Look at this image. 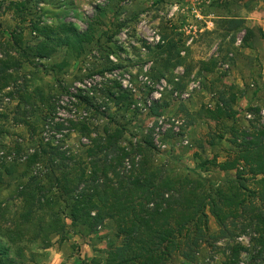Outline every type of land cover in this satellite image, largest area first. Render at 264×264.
Listing matches in <instances>:
<instances>
[{
	"label": "rangeland",
	"instance_id": "374dc122",
	"mask_svg": "<svg viewBox=\"0 0 264 264\" xmlns=\"http://www.w3.org/2000/svg\"><path fill=\"white\" fill-rule=\"evenodd\" d=\"M259 10L264 20V0H0V44L8 45L0 49V59L8 51L23 63L11 70L16 85L12 80L0 90V110L7 116L0 118L5 131L0 154L10 153L6 161L12 160L13 144L21 139L37 146L44 128V137H55L54 146L76 155L118 127L119 145L132 150L136 163L145 160L167 175L199 178L209 191L239 175L254 189L243 162L226 170L210 162L235 159L232 129L240 134L264 126V27L247 25L244 18L246 11L258 15ZM228 20L243 24L229 30ZM61 23L79 32L93 25L94 42L80 58L58 47L49 59L31 57L28 64L7 41L14 34L27 49L38 42L36 27ZM65 60L68 65L61 67ZM124 80L131 89L123 88ZM16 89L33 96L32 109L24 111L30 104H23L16 112L17 101L7 95ZM218 109L223 111L216 116ZM44 122L53 132L45 131ZM130 158L123 165L126 172ZM16 184L10 177L0 183L1 243L21 207ZM253 204L259 210L247 209L229 237H218L220 229L206 210L210 237L201 244L202 253L194 261L176 253L168 264H228L236 245L243 250L235 264H264L258 243L263 224L256 217L264 219V200ZM116 233L115 221L108 219L84 236L69 230L63 239L53 237L47 249L19 242L11 246L9 259L11 264H107L108 252L121 243ZM72 236L83 239L88 251L71 245ZM54 249L64 251L59 263L51 261Z\"/></svg>",
	"mask_w": 264,
	"mask_h": 264
},
{
	"label": "trees",
	"instance_id": "16d2710c",
	"mask_svg": "<svg viewBox=\"0 0 264 264\" xmlns=\"http://www.w3.org/2000/svg\"><path fill=\"white\" fill-rule=\"evenodd\" d=\"M225 24L233 30L243 22L228 20ZM34 30L38 42L27 49L17 44L14 34L7 35L10 46H14L23 62L28 64H32L31 57L49 59L58 47L63 48L68 57L80 58L95 39L91 24L83 32L66 23L56 28L40 26ZM5 46L8 45L0 44V49L4 50ZM22 64L8 51L3 52L0 90L8 88V82L12 80L16 85L18 80L11 72L21 69ZM67 65L65 60L61 67ZM7 95L17 101L15 109L18 113L23 104H30L33 99L27 91L19 89ZM32 106L33 103L24 111ZM222 111L218 109L215 115ZM1 112L0 118L6 119ZM44 124L45 131L53 132L52 125ZM24 126L29 124L24 122ZM82 127V131L86 130L84 125ZM42 129L37 146L29 139H21L13 144L12 160L6 161L10 153L5 155L2 151L0 154V160H3L0 161V183L4 177L14 179L16 197L21 201L15 222L3 231L1 238L5 242H0V264H11V246L19 242L39 244L42 249H47L52 246L53 237L63 239L69 230L84 236L108 219L115 221L116 237L121 238V243L108 252L107 264H168L176 253L194 261L196 254L202 253L201 244L210 237L206 210L220 229L218 237H229L239 229L237 224L246 216L247 209L253 213L259 210L253 200H264V126L240 134L232 129V142L237 148L235 159L219 165L215 160L210 162L221 170L243 162L256 187L246 188L239 175L224 188L211 191L204 189L199 178L167 175L145 160L134 162L130 158L132 150L119 145L121 128L114 127L105 137L92 139V145L76 155L54 146L55 137H44ZM4 133L0 127V136ZM129 158L132 168L126 172L123 165ZM256 217L263 224L259 227L258 243L264 248V219ZM241 250L240 245L230 249L228 264H235Z\"/></svg>",
	"mask_w": 264,
	"mask_h": 264
},
{
	"label": "crops",
	"instance_id": "0c3cea01",
	"mask_svg": "<svg viewBox=\"0 0 264 264\" xmlns=\"http://www.w3.org/2000/svg\"><path fill=\"white\" fill-rule=\"evenodd\" d=\"M247 13V16H244V18L246 19L247 21V25H253V26H263L264 27V20L261 19L259 17V15H261L262 13L260 12V10L258 11V15H254L252 14V12L250 11H246ZM88 241V240H87ZM70 242L72 243L71 245H76V248L78 246H80L82 248V250L84 249L85 252L88 251V245L83 242V239H79L78 237H75V236H72V238L70 239ZM51 249V248H50ZM49 249V251H50ZM69 254H71L72 252V247L70 246L69 248ZM63 254H64V251H62L61 249L58 250V249H54V251L52 252V255H54V257L52 258L51 261L55 260L54 262H61L63 260ZM73 260L75 261V259L73 258Z\"/></svg>",
	"mask_w": 264,
	"mask_h": 264
},
{
	"label": "built area",
	"instance_id": "2783aa9c",
	"mask_svg": "<svg viewBox=\"0 0 264 264\" xmlns=\"http://www.w3.org/2000/svg\"><path fill=\"white\" fill-rule=\"evenodd\" d=\"M122 86L125 89H131L132 88L131 84H129L127 80L123 81Z\"/></svg>",
	"mask_w": 264,
	"mask_h": 264
}]
</instances>
